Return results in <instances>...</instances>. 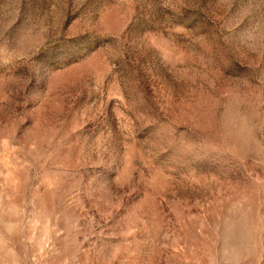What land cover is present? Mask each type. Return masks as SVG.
<instances>
[{"label": "rangeland", "instance_id": "374dc122", "mask_svg": "<svg viewBox=\"0 0 264 264\" xmlns=\"http://www.w3.org/2000/svg\"><path fill=\"white\" fill-rule=\"evenodd\" d=\"M0 264H264V0H0Z\"/></svg>", "mask_w": 264, "mask_h": 264}]
</instances>
